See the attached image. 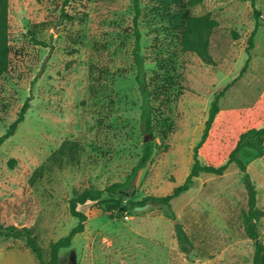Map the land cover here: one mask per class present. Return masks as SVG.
<instances>
[{
  "label": "rangeland",
  "instance_id": "rangeland-1",
  "mask_svg": "<svg viewBox=\"0 0 264 264\" xmlns=\"http://www.w3.org/2000/svg\"><path fill=\"white\" fill-rule=\"evenodd\" d=\"M179 0H141L139 28L153 91L154 135L141 123L133 60V0H9L10 66L0 77V136L32 97L15 134L0 145V225L29 227L49 262L51 244L79 220L69 200L90 187L128 179L147 141L154 152L127 195H103L78 207L84 231L62 249L59 264H252L256 241L245 232V173L230 163L221 175L202 173L172 206L125 203L166 196L182 184L197 157L221 166L239 141L264 128V0H204L192 16L217 21L209 37L214 63L183 51L168 16ZM261 25L249 50L255 28ZM237 34V36H235ZM232 85L199 145L214 96ZM239 156L258 191V240L264 242V154ZM118 201V202H117ZM119 203L110 215L108 205ZM145 206V205H144ZM181 223L191 240L183 251ZM0 264H39L25 238L0 230Z\"/></svg>",
  "mask_w": 264,
  "mask_h": 264
},
{
  "label": "trees",
  "instance_id": "trees-1",
  "mask_svg": "<svg viewBox=\"0 0 264 264\" xmlns=\"http://www.w3.org/2000/svg\"><path fill=\"white\" fill-rule=\"evenodd\" d=\"M202 1L204 0H179L176 15L168 17L170 18L171 24L176 29L180 30L182 50L196 52L204 62L212 64L214 63V60L209 52V37L211 35L212 29L217 25V21L211 19L208 16H192L190 14V8L201 3ZM140 2L141 0H133V60L136 65L135 80L138 84L142 101V127L145 132H148L153 136V91L147 79L145 57L142 54V34L139 28V20L142 14ZM255 19V28L248 39L249 45L247 51L249 56L245 63L244 69H246L249 64V50L254 46V36L261 25L260 15L257 10H255ZM235 36H237V34ZM9 66V0H0V77L9 69ZM231 85L232 83H228L223 90L215 94L210 106L209 117L206 121L204 134L199 145L205 141L207 134L220 110L219 101ZM31 99L32 97L27 98L16 120L8 128L6 133L0 136V145L15 134L19 124L25 119V115L30 107ZM250 133L254 134L255 139L245 141L241 139L235 149L230 153L228 162L226 164L221 166H215L213 164L202 165L199 159L195 157V163L185 181L182 184L174 187L170 194L166 196H147L137 202H131L130 204L125 203L122 205L121 210L126 211L132 207L144 206L149 202L171 207L172 200L178 198L184 192L188 191L192 186L194 179L199 177L202 173L221 175L225 172L230 163H236L238 167L245 173V179L248 187V208L243 213V220L247 236L256 241L252 264H264V242L258 240V221L263 215V211L258 207V191L256 185L247 170L245 162L239 156V153L244 148V146H249L264 154V128L252 129ZM154 148V141L150 140L145 143L143 153L137 164L133 167L132 172L126 181L115 182L104 189L90 187L80 193H77L69 200L70 213L79 220V223L73 227L67 235L60 237L51 244V256L49 262L44 259L42 251L31 235L29 227H17L15 225L2 227L0 225L1 232H4L5 235L10 238H25L27 247L32 251L39 264H59L61 250L70 247L75 235L84 231L87 215L85 212L79 210L78 207L88 202L100 204L103 202L102 198L105 193H108L109 195H127L129 183L133 181L139 171L147 164L154 152ZM118 205L119 203H116V205L107 206V210L109 211L110 215L115 214V210H117ZM175 229L176 237L181 249L183 251H188L189 246H191V240L183 228V225L181 223H176Z\"/></svg>",
  "mask_w": 264,
  "mask_h": 264
},
{
  "label": "water",
  "instance_id": "water-1",
  "mask_svg": "<svg viewBox=\"0 0 264 264\" xmlns=\"http://www.w3.org/2000/svg\"><path fill=\"white\" fill-rule=\"evenodd\" d=\"M263 158H264V156H263ZM146 207V205L145 206H137L136 207V209H138V210H141V209H144ZM72 263L73 264H76V262H75V255L73 254V256H72Z\"/></svg>",
  "mask_w": 264,
  "mask_h": 264
}]
</instances>
